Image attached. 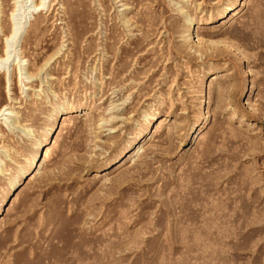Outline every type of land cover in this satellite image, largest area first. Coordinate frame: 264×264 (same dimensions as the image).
<instances>
[{
	"label": "rangeland",
	"instance_id": "rangeland-1",
	"mask_svg": "<svg viewBox=\"0 0 264 264\" xmlns=\"http://www.w3.org/2000/svg\"><path fill=\"white\" fill-rule=\"evenodd\" d=\"M39 1L0 0V264H264V0Z\"/></svg>",
	"mask_w": 264,
	"mask_h": 264
},
{
	"label": "bare ground",
	"instance_id": "bare-ground-1",
	"mask_svg": "<svg viewBox=\"0 0 264 264\" xmlns=\"http://www.w3.org/2000/svg\"><path fill=\"white\" fill-rule=\"evenodd\" d=\"M15 2H17V0H14ZM34 2V1H33ZM31 3V2H30ZM22 5V4H21ZM29 6V5H28ZM42 6H43V3H42V0H40L38 3H33L30 7H29V10H28V15L29 14H34V13H37L38 11H40L41 9H42ZM26 9H27V7H26ZM19 10V9H18ZM13 12H14V10L11 12V14H10V21H11V25H10V29H9V32L7 33V35L5 36V48H4V53L3 54H1V56H0V65H3V64H5L6 63V61H7V58H8V56H7V54L9 53V51L7 50V47H8V44H11L15 39V37H16V35H18V32H19V29H20V27H19V25L18 24H16L15 22H13V16H14V14H13ZM27 16V15H26ZM31 18H32V16H31ZM20 21V20H19ZM18 23V22H17ZM25 27V26H24ZM25 30V29H24ZM23 31V30H22ZM21 33H23V32H21ZM20 33V34H21ZM19 36H22V35H19ZM144 38H146L145 36H144ZM17 40V39H16ZM146 40V39H145ZM144 40V41H145ZM15 43V42H14ZM17 44V43H16ZM14 45V44H13ZM13 48V47H12ZM15 49V48H14ZM12 51V50H11ZM16 62V61H15ZM22 62V61H21ZM7 64V63H6ZM5 64V65H6ZM21 66V65H20ZM1 67V66H0ZM2 112L3 111H6V109H2L1 110ZM0 111V112H1ZM3 114H1L0 116H2ZM4 115H7V114H4ZM143 146H138L137 147V149H136V151H135V153H134V155H133V157L134 156H136L137 154H138V152L139 151H142L143 150V148H142ZM133 157H131V158H133ZM43 161V160H42ZM31 178H32V176H31Z\"/></svg>",
	"mask_w": 264,
	"mask_h": 264
}]
</instances>
